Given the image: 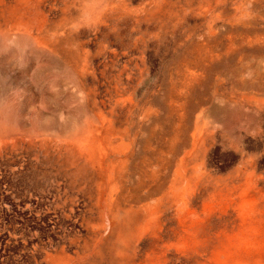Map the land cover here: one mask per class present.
<instances>
[{"label": "rangeland", "instance_id": "rangeland-1", "mask_svg": "<svg viewBox=\"0 0 264 264\" xmlns=\"http://www.w3.org/2000/svg\"><path fill=\"white\" fill-rule=\"evenodd\" d=\"M0 264H264V0H0Z\"/></svg>", "mask_w": 264, "mask_h": 264}]
</instances>
